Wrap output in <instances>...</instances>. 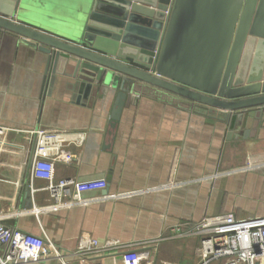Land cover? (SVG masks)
Returning a JSON list of instances; mask_svg holds the SVG:
<instances>
[{
    "label": "crops",
    "instance_id": "1",
    "mask_svg": "<svg viewBox=\"0 0 264 264\" xmlns=\"http://www.w3.org/2000/svg\"><path fill=\"white\" fill-rule=\"evenodd\" d=\"M45 69V54L7 33L0 45V125L84 133V144L70 148L73 161L56 163L55 178H104L108 186L85 193L84 205L36 211L49 203L47 191H33L45 182L31 180L26 149L2 147L0 213L12 214L1 219L6 226L45 231L64 250L75 248L83 233L156 240L148 246L154 264H198L200 239L172 238L173 228L223 213L264 217V115L247 138L239 135L256 118H245L227 137L225 124L194 112L183 97L142 84L112 119L111 95L85 97L68 86L74 81H45ZM8 139L21 146L20 135ZM249 158L261 165L244 169ZM74 261L123 264L112 250Z\"/></svg>",
    "mask_w": 264,
    "mask_h": 264
},
{
    "label": "water",
    "instance_id": "2",
    "mask_svg": "<svg viewBox=\"0 0 264 264\" xmlns=\"http://www.w3.org/2000/svg\"><path fill=\"white\" fill-rule=\"evenodd\" d=\"M57 1L0 0V45L11 33L45 54V81L111 95L112 119L148 84L221 121L227 137L245 118L257 121L239 136L258 128L264 0Z\"/></svg>",
    "mask_w": 264,
    "mask_h": 264
},
{
    "label": "built area",
    "instance_id": "3",
    "mask_svg": "<svg viewBox=\"0 0 264 264\" xmlns=\"http://www.w3.org/2000/svg\"><path fill=\"white\" fill-rule=\"evenodd\" d=\"M10 134L21 136V146ZM84 133L50 131L45 128H14L0 125V148L26 149L31 180H43L45 185L33 187L34 192H48L49 203L38 209L58 210L84 205L88 202L85 193L107 188L104 178L78 181L73 178H55L56 163H71L72 145L82 146ZM261 164L249 161L244 169H253ZM264 165V160L262 161ZM9 212L0 213V264H80L94 254L107 251L120 252L123 264H154L149 245L154 241L124 242L117 238L99 240L83 233L72 250L61 249L43 231L37 235L18 228L6 226L1 219ZM200 239L201 261L198 264H264V217L237 218L233 213L204 216L194 226H176L172 238ZM160 264H181L160 260Z\"/></svg>",
    "mask_w": 264,
    "mask_h": 264
},
{
    "label": "rangeland",
    "instance_id": "4",
    "mask_svg": "<svg viewBox=\"0 0 264 264\" xmlns=\"http://www.w3.org/2000/svg\"><path fill=\"white\" fill-rule=\"evenodd\" d=\"M53 3H57V0H51ZM38 17V16H37Z\"/></svg>",
    "mask_w": 264,
    "mask_h": 264
},
{
    "label": "bare ground",
    "instance_id": "5",
    "mask_svg": "<svg viewBox=\"0 0 264 264\" xmlns=\"http://www.w3.org/2000/svg\"><path fill=\"white\" fill-rule=\"evenodd\" d=\"M38 209V208H37Z\"/></svg>",
    "mask_w": 264,
    "mask_h": 264
}]
</instances>
